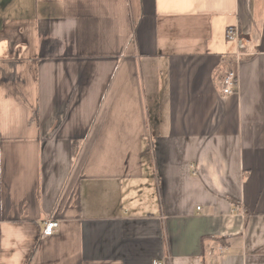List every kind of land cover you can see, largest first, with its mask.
I'll use <instances>...</instances> for the list:
<instances>
[{
  "label": "crops",
  "instance_id": "obj_1",
  "mask_svg": "<svg viewBox=\"0 0 264 264\" xmlns=\"http://www.w3.org/2000/svg\"><path fill=\"white\" fill-rule=\"evenodd\" d=\"M16 256L264 264V0H0V264Z\"/></svg>",
  "mask_w": 264,
  "mask_h": 264
},
{
  "label": "built area",
  "instance_id": "obj_2",
  "mask_svg": "<svg viewBox=\"0 0 264 264\" xmlns=\"http://www.w3.org/2000/svg\"><path fill=\"white\" fill-rule=\"evenodd\" d=\"M226 38L228 41H238L240 42V33L236 27H229L226 31ZM240 54L236 55V58H239ZM238 60V59H237ZM239 86V78L237 77L236 70L230 68L225 74L222 81L221 92L223 96H231V94L237 93ZM43 231L41 234L42 238L51 237L59 231V223L55 220H46L43 223ZM152 264H164L163 261H153Z\"/></svg>",
  "mask_w": 264,
  "mask_h": 264
},
{
  "label": "clouds",
  "instance_id": "obj_3",
  "mask_svg": "<svg viewBox=\"0 0 264 264\" xmlns=\"http://www.w3.org/2000/svg\"><path fill=\"white\" fill-rule=\"evenodd\" d=\"M16 239L18 242L23 243V241L26 239V237H24L20 233H17ZM13 247H14V245H13ZM10 264H19V256L13 257V260L10 262Z\"/></svg>",
  "mask_w": 264,
  "mask_h": 264
}]
</instances>
